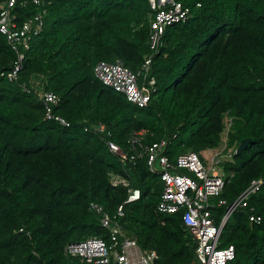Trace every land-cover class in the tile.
<instances>
[{
	"label": "trees",
	"instance_id": "obj_1",
	"mask_svg": "<svg viewBox=\"0 0 264 264\" xmlns=\"http://www.w3.org/2000/svg\"><path fill=\"white\" fill-rule=\"evenodd\" d=\"M22 1L15 9L20 21L37 12L44 18L18 80L0 77V264H86L64 247L92 236L109 239L89 208L97 202L113 214L126 200L127 189L113 187L109 172L140 190L138 200L125 204L121 223L142 250L157 252L154 264L196 263L180 213L156 210L161 184L146 159L122 162L105 136L83 130L100 122L128 153L133 131L146 130L143 144L169 138L173 159L188 151L205 159L229 124L222 197L229 204L251 181L263 182L248 195L247 207L233 211L220 246L235 248L228 264H264V0H179L191 16L166 28L144 107L103 85L93 68L99 60H119L139 71L150 54L148 0ZM15 59L0 33V72ZM36 78L60 97L56 112L69 127L45 119L37 95L23 91L21 85ZM246 137L250 142L236 154Z\"/></svg>",
	"mask_w": 264,
	"mask_h": 264
},
{
	"label": "built area",
	"instance_id": "obj_2",
	"mask_svg": "<svg viewBox=\"0 0 264 264\" xmlns=\"http://www.w3.org/2000/svg\"><path fill=\"white\" fill-rule=\"evenodd\" d=\"M24 2L0 0V33L16 55L11 68L0 72V77L8 81L18 80L25 50L29 48L32 39L42 31L44 15L41 12L20 21V14L15 9L17 6H23ZM32 2L42 6L40 0H32ZM148 2L153 12L148 36L150 54L144 59L139 71H132L119 60L114 62L99 60L93 68L94 77L98 81L121 93L128 102L138 107L146 106L150 100V90L155 84L151 75V62L153 55L158 51L166 28L184 22L191 16V7L179 0H148ZM199 6L200 3H196V7ZM21 87L26 93L37 95L43 106L45 119L64 127L71 125L65 117L56 112L60 97L44 90L40 78L31 80L27 84L23 83ZM228 126L229 124L226 125L227 129L224 132L225 140ZM83 130L105 136L108 149L122 162L135 165L138 158L146 159L149 170L159 177L161 184L156 210L164 214L180 213L181 221L195 243L193 248L195 264H228L234 259L233 245L220 246L222 230L236 208L248 206L246 201L248 195L260 187L262 179L251 181L247 189L228 204L222 197L225 180L221 163L227 161L221 159L222 155L220 157L219 154L222 151L205 159L194 151H188L179 153L173 159L166 152L169 138L143 144L146 130L140 129L130 135L129 143L133 152L128 153L110 139L111 132L104 123L84 125ZM108 178L113 187H123L128 192L126 200L116 207L113 214L108 213L97 202L89 203L90 210L99 216L102 227L108 230L109 239L92 236L69 242L64 247L65 254L77 257L86 264H154L158 259L157 252L153 249L142 250L136 238L129 234L121 223L125 204L140 198L139 188L131 186L129 179L114 172H109ZM218 208H224L220 216H217ZM249 219L254 220L255 216L251 214Z\"/></svg>",
	"mask_w": 264,
	"mask_h": 264
},
{
	"label": "rangeland",
	"instance_id": "obj_3",
	"mask_svg": "<svg viewBox=\"0 0 264 264\" xmlns=\"http://www.w3.org/2000/svg\"><path fill=\"white\" fill-rule=\"evenodd\" d=\"M226 129H227V128H226ZM225 146H226V140H225V133H224V134L221 136V140H220L218 146H216L215 148L208 149V150L204 151V155H205V157H208V156L214 155V154L219 153L220 151H222V152L219 154L220 157H221V155H222L221 159H227V160H229V159H230V156H229L228 153H230V151H228V152L224 151V152H223V150L225 149ZM222 149H223V150H222ZM217 157H219V156H217ZM194 264H195V263H194Z\"/></svg>",
	"mask_w": 264,
	"mask_h": 264
},
{
	"label": "water",
	"instance_id": "obj_4",
	"mask_svg": "<svg viewBox=\"0 0 264 264\" xmlns=\"http://www.w3.org/2000/svg\"><path fill=\"white\" fill-rule=\"evenodd\" d=\"M250 142V138L246 137L240 140V142L238 143L236 149H235V153L239 154L242 152V150H244L246 148V146L248 145V143Z\"/></svg>",
	"mask_w": 264,
	"mask_h": 264
}]
</instances>
